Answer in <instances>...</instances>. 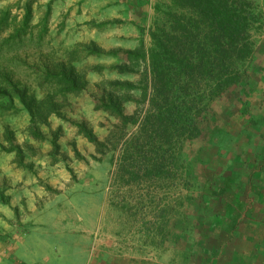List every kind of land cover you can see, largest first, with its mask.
Instances as JSON below:
<instances>
[{
	"label": "rangeland",
	"instance_id": "rangeland-1",
	"mask_svg": "<svg viewBox=\"0 0 264 264\" xmlns=\"http://www.w3.org/2000/svg\"><path fill=\"white\" fill-rule=\"evenodd\" d=\"M260 2L264 10V0ZM167 3L0 0V16L10 12L9 26L0 33V92L10 89L9 78L36 105L45 103L39 107L40 116L48 115L50 102L59 112L49 115L46 123L37 118L33 124L15 92L11 99L0 95V191L7 196V176L15 174L11 166L19 164L17 152L8 151L19 148L23 165L18 177L26 180L27 190L33 193L13 208L15 220H11L22 221L24 226L20 233L26 243L22 264H33L34 259L41 264H181L170 263L175 248L165 249L163 242L171 234L178 237L175 225L186 214L188 233L194 236L197 214L183 207L191 195L184 171L187 144L176 153L177 167L171 169L174 177L145 176L137 163L136 146L130 144L140 140L145 147L137 123L125 124L101 106L111 97L128 118L141 120L140 111L148 109V102L142 92L128 91L120 84L141 87L144 67L131 65L124 54L141 45L151 47L149 28L161 17L156 8ZM28 4L32 8L30 30L8 43L22 26ZM48 7L51 13L45 24ZM260 30L253 33V39L264 56L260 48L264 47V24ZM92 46L101 55L89 54ZM124 65L128 73L116 70ZM47 69L73 71L85 82V90L56 94V87L45 81ZM79 125L91 131L101 146L81 135ZM199 146L197 142L193 148ZM7 209L12 212L11 204H0V225L5 227L0 226V264H7ZM35 212L37 223L30 224Z\"/></svg>",
	"mask_w": 264,
	"mask_h": 264
},
{
	"label": "trees",
	"instance_id": "trees-1",
	"mask_svg": "<svg viewBox=\"0 0 264 264\" xmlns=\"http://www.w3.org/2000/svg\"><path fill=\"white\" fill-rule=\"evenodd\" d=\"M167 1V4L161 5L163 11L160 10V6L156 8L160 11L161 17L149 28L151 47L147 49L141 45L136 50L124 54L127 62L133 66L141 64L144 71L139 85L141 87L131 83L120 85L128 91L142 92L144 101L148 102V109L140 111L141 120L136 121L134 116L128 118L121 104L111 97L107 102L102 101L101 106L125 124L137 123L140 133L144 135L142 140L145 147L146 145L149 147L145 149L140 140L130 144L136 146L137 163L140 164L145 176L174 177L171 169L177 167L176 153L184 150L187 144L189 157L184 169L187 177L186 187L191 190L200 189L201 187L196 185L198 182H195V166L200 159L195 156L198 150L193 148L194 143L198 142L203 146L206 142L209 143L210 136L215 134L210 124L216 115L214 112L217 106L224 110L223 104L230 105L231 102V107L236 106V110L239 111L235 114L236 119L240 117L239 115H248L250 90L257 83L264 81V56L259 54L253 39V33L263 27L264 10L260 0ZM50 13L48 7L45 24ZM9 18V11L0 16V33L9 26ZM31 21L32 8L28 4L22 26L10 35L7 42H15L26 35L31 28ZM43 30L47 31L46 27ZM260 48L262 52L264 47ZM88 53L101 55L102 51L92 46ZM116 70L126 74L129 68L124 65L116 67ZM45 77V81L50 80L56 87V94L63 96L80 93L86 87L82 78L65 69L57 72H50L47 69ZM7 79L11 87L7 88V91H1L0 95L11 99L12 94L16 93L33 124L37 118L39 122L46 123L49 115H59L58 106L50 102L47 105L48 115L40 116L39 107L46 106L45 103L36 105L34 98L28 99L26 92L19 90L17 84ZM42 85L43 83H40V86ZM78 129L89 142L101 146L86 127L79 125ZM54 146L57 147L56 144ZM8 152H17L19 165H23L21 149H9ZM192 153L195 155L192 156ZM204 187L208 195L217 194L208 180ZM200 202L193 195H187L183 205L184 209L195 210L198 224L208 219V216L202 215V211L199 210ZM203 203L208 209V200L204 199ZM0 204L10 205V199L2 191ZM163 215L164 213L161 215L162 218ZM186 215L184 223L188 222ZM183 222H176L175 226L179 227L180 223L183 226ZM164 223L160 224L162 230L166 226ZM193 229L196 230V226L193 225ZM198 229L201 234L202 228ZM173 236L174 240L178 239ZM206 250L200 245L199 254H204Z\"/></svg>",
	"mask_w": 264,
	"mask_h": 264
},
{
	"label": "crops",
	"instance_id": "crops-1",
	"mask_svg": "<svg viewBox=\"0 0 264 264\" xmlns=\"http://www.w3.org/2000/svg\"><path fill=\"white\" fill-rule=\"evenodd\" d=\"M249 95L250 111L246 116L239 115L236 119L239 111L236 106L231 107V102L223 104L224 110L217 106L212 129L215 134L210 136L209 143L196 148L198 153L194 155L200 162L195 166V182L201 188L192 189L191 195L201 201L199 210L208 219L199 224L195 219L197 231L193 229V237L183 222L175 232L179 233L178 239L174 240L171 234L163 242L165 249L176 250L170 263L264 264V81L254 85ZM13 169L15 174L7 176V197L12 209L33 196L27 190L26 180L18 177L20 165L14 163ZM207 180L217 194L208 195L205 191ZM204 199L208 200V209ZM15 212L7 209V264H22L20 259L26 252V243L20 236L24 230L22 221H11L15 220ZM36 213L32 216L35 221L30 224L37 223ZM200 245L207 249L204 254H199ZM40 261L34 259L33 264H41Z\"/></svg>",
	"mask_w": 264,
	"mask_h": 264
}]
</instances>
